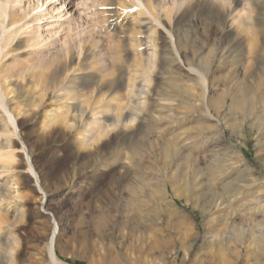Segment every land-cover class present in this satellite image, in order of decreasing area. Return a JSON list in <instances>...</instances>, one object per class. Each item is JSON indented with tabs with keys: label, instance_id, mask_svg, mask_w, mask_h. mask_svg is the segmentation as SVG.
Segmentation results:
<instances>
[{
	"label": "rangeland",
	"instance_id": "1",
	"mask_svg": "<svg viewBox=\"0 0 264 264\" xmlns=\"http://www.w3.org/2000/svg\"><path fill=\"white\" fill-rule=\"evenodd\" d=\"M140 1L23 0L43 41L2 61L0 264H54L53 231L61 264H264V0Z\"/></svg>",
	"mask_w": 264,
	"mask_h": 264
},
{
	"label": "bare ground",
	"instance_id": "2",
	"mask_svg": "<svg viewBox=\"0 0 264 264\" xmlns=\"http://www.w3.org/2000/svg\"><path fill=\"white\" fill-rule=\"evenodd\" d=\"M137 3L139 5H143L141 3L140 0H136ZM65 2V0H63V3ZM38 3H39V0H37L36 4L32 3L34 6H38ZM31 4V3H30ZM30 4L27 5V7L25 8L24 7V2L23 0H0V109H2V111L5 113V116L8 120V123L11 124V126H13V135L16 136V137H20L18 132L16 131V115H14L7 107L6 103H5V100H4V95L3 94V89H2V83H4L5 81H8L9 79L11 78H17L20 76V72L22 71V69H14L12 70L11 68H9L8 66H5V64L2 62L3 61V57L5 55H7L11 50H14L11 49V44L13 43V41H11L12 38H15L16 36H18L21 32L22 29H27L28 30H25L23 33V35L20 37L21 40H22V47L24 48V52L25 51H28L29 53H32V51H36L39 46H40V43L43 41V38H42V33H41V26L40 25H35L33 26L32 23L34 21H37L38 20V15H29L30 12L32 11V9L34 8V6H30ZM154 7V6H153ZM155 8V7H154ZM161 8V7H159ZM146 10L148 12L149 15H153L152 11L148 8H146ZM150 10V11H149ZM167 11V10H166ZM170 11V10H169ZM66 13V12H64ZM154 19V18H153ZM170 33V32H169ZM167 35V34H166ZM16 41H18V38L16 39ZM168 42V41H167ZM171 43V41H170ZM41 51V50H40ZM43 52V51H41ZM152 57V56H151ZM166 57V56H165ZM45 58L46 57H42L41 59H39L40 61L39 62H35L36 60H29L26 58V62L28 63V66L26 69V71L28 70H32L34 69L35 71V68L36 69H39V68H43L44 66H46V61H45ZM150 58V57H148ZM31 59V58H30ZM168 60V59H167ZM38 61V60H37ZM155 62V61H154ZM149 63V62H148ZM192 69V67H191ZM41 69H39L40 71ZM194 70V69H192ZM197 70V69H196ZM37 72V70H36ZM203 73V72H202ZM41 74V72L39 73ZM201 74V73H200ZM263 79V78H262ZM92 80V79H91ZM88 81V80H87ZM204 82V81H203ZM262 82V81H260ZM90 83V82H89ZM5 85V84H4ZM257 86V85H256ZM258 87V86H257ZM260 87V86H259ZM252 88V87H251ZM250 88V90H252ZM139 90V89H138ZM250 90H246L244 91L245 93H243V96L242 99L239 101L238 99V102L235 101L233 99V101L230 103L231 107L234 106L236 108H246V105H251L249 106L250 108H254L256 105L254 104V102L251 101L250 97L251 94H252V91ZM260 90V89H259ZM262 90V89H261ZM254 91V90H253ZM256 91V90H255ZM81 93V92H80ZM259 93V92H258ZM158 94V93H157ZM182 94V93H181ZM254 94V93H253ZM7 95V94H6ZM255 96V95H254ZM262 96L264 98V90L262 91ZM64 98V97H63ZM158 98V97H157ZM162 98V97H161ZM259 98L261 99L262 97L259 96ZM80 99V98H79ZM189 99V98H188ZM253 99V98H252ZM256 99V97H255ZM264 100V99H263ZM157 101V100H156ZM261 101V100H259ZM257 103V102H255ZM261 103V102H260ZM263 103V102H262ZM82 104V103H81ZM76 105V103H75ZM88 105V104H87ZM167 105V104H166ZM204 105V104H203ZM208 105V103H207ZM205 106H206V103H205ZM210 106V105H209ZM260 106V105H259ZM264 106V105H263ZM171 107V106H170ZM208 107V106H207ZM262 107V106H261ZM206 108V107H205ZM250 108L249 111H250ZM139 109V108H138ZM172 109V108H171ZM209 109V108H208ZM247 109V108H246ZM262 110V109H261ZM175 111V110H174ZM207 111V110H205ZM248 111V112H249ZM98 112V111H97ZM117 112V111H116ZM2 114V112H0ZM19 113V112H18ZM60 113V112H59ZM149 113V112H147ZM58 114V113H57ZM91 114V113H90ZM119 114V113H117ZM138 114V113H137ZM61 115V114H60ZM87 115V114H86ZM92 115V114H91ZM127 115V114H126ZM4 116V115H3ZM90 116V115H89ZM95 116V115H94ZM152 116V115H151ZM172 116V115H171ZM93 117V116H92ZM5 118V117H4ZM89 118V117H88ZM54 119V117H53ZM57 119H58V116H57ZM117 120L119 118H116ZM125 119H127L125 117ZM134 119V118H133ZM50 120V119H48ZM94 120V119H93ZM132 120V119H131ZM148 120V119H147ZM52 121V120H51ZM160 121V120H159ZM44 122V121H43ZM87 122V121H86ZM90 122V121H89ZM117 122V121H115ZM114 122V123H115ZM119 122V121H118ZM48 123V122H47ZM112 123V122H111ZM122 123V122H121ZM143 123V122H142ZM51 124V122H50ZM90 124V123H89ZM92 124V123H91ZM113 124V123H112ZM116 124V123H115ZM139 125H137V130L140 129V126H141V122L138 123ZM49 125V123H48ZM88 125V124H87ZM118 125V124H117ZM264 125V124H263ZM50 126V125H49ZM92 126H95V128L92 129L91 128H85L83 130L84 133H86L87 135V138L85 140V142L87 141H91V139L95 138V136L97 134H101V132H104L105 130V125L103 123V121L101 120H95L92 124ZM89 127V126H88ZM110 128V127H109ZM262 128V127H261ZM136 130V131H137ZM181 131V130H180ZM263 131V132H262ZM262 131H259L261 132V136L260 138L263 139V143H264V130ZM210 136V135H209ZM9 137V135H8ZM7 137V141H9V138ZM169 139V138H168ZM260 140V139H259ZM258 140V141H259ZM171 141V140H170ZM190 143V142H189ZM22 144V148H24V145L23 143ZM262 145V144H261ZM136 146V145H135ZM184 146V145H183ZM136 148L133 147L131 148V152H135L136 154ZM25 158H26V169L28 171H30L32 174H34V181H35V184L37 185V189L42 191L41 193L44 194L45 192L43 191L41 185H40V178L39 176L37 175L36 171L34 170L33 168V164L32 162L30 161V156L25 153ZM3 182V181H2ZM1 183V182H0ZM250 183V182H249ZM7 186V185H6ZM10 188V187H9ZM9 190V189H8ZM10 192V191H9ZM13 193V192H12ZM252 197V196H251ZM260 198V196L258 197ZM6 199H8L6 197ZM4 199V201L6 200ZM12 199V197L10 198ZM255 199V198H253ZM261 199V198H260ZM3 200V199H2ZM256 200H258L256 198ZM8 201V200H7ZM254 201V200H251V202ZM6 202V201H5ZM9 203V202H8ZM8 203H5L8 205ZM11 204V203H10ZM255 204V203H254ZM15 205V204H14ZM17 206V205H16ZM14 206V207H16ZM11 207V206H10ZM19 208V207H18ZM18 209L15 213V215H17L18 213ZM18 223V222H17ZM12 226V229H13V226H16L15 225V220L10 224ZM9 225V227H10ZM5 230V229H4ZM9 231V230H8ZM11 232V231H10ZM54 233L55 231L52 232V236H51V240L49 241V245L48 246V251H49V256L52 260V262L54 264H61V262H59L55 256V253H54V250H53V237H54ZM9 234V233H7ZM11 234H13L14 236V233H10V235L8 236L7 238V244L5 246V248L3 249L4 250V253H3V256L5 257L6 261L9 260L11 258V255L13 254L12 251L13 249H15L14 247V239L11 236ZM5 237V236H4ZM6 239V238H5ZM6 241V240H5ZM1 242V241H0ZM16 244V243H15ZM14 247V248H13ZM8 262V261H7ZM12 264V263H11Z\"/></svg>",
	"mask_w": 264,
	"mask_h": 264
}]
</instances>
